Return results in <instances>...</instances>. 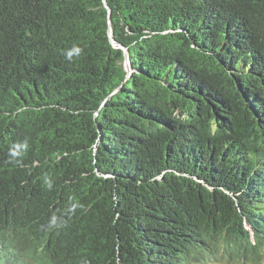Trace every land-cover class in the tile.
<instances>
[{"label": "trees", "instance_id": "16d2710c", "mask_svg": "<svg viewBox=\"0 0 264 264\" xmlns=\"http://www.w3.org/2000/svg\"><path fill=\"white\" fill-rule=\"evenodd\" d=\"M263 263L264 0H0V264Z\"/></svg>", "mask_w": 264, "mask_h": 264}, {"label": "water", "instance_id": "95a60500", "mask_svg": "<svg viewBox=\"0 0 264 264\" xmlns=\"http://www.w3.org/2000/svg\"><path fill=\"white\" fill-rule=\"evenodd\" d=\"M202 53L205 54L204 52H202ZM168 177H170L172 179L173 183H187V184L192 183L196 187H202L205 191H207L209 193H212V194L217 193L216 189H214L213 187L205 184L204 182H202L198 178H196L192 175H189V174H180V173L175 172L173 170H169L168 171ZM228 195H225V197H228Z\"/></svg>", "mask_w": 264, "mask_h": 264}, {"label": "clouds", "instance_id": "9594fccd", "mask_svg": "<svg viewBox=\"0 0 264 264\" xmlns=\"http://www.w3.org/2000/svg\"><path fill=\"white\" fill-rule=\"evenodd\" d=\"M74 51H75V52H78L79 49H74ZM69 55H71V52L69 53ZM13 154L15 155L16 153H13Z\"/></svg>", "mask_w": 264, "mask_h": 264}, {"label": "rangeland", "instance_id": "374dc122", "mask_svg": "<svg viewBox=\"0 0 264 264\" xmlns=\"http://www.w3.org/2000/svg\"><path fill=\"white\" fill-rule=\"evenodd\" d=\"M264 264V263H263Z\"/></svg>", "mask_w": 264, "mask_h": 264}]
</instances>
